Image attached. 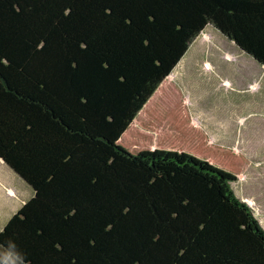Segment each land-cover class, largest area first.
Masks as SVG:
<instances>
[{
	"label": "trees",
	"instance_id": "16d2710c",
	"mask_svg": "<svg viewBox=\"0 0 264 264\" xmlns=\"http://www.w3.org/2000/svg\"><path fill=\"white\" fill-rule=\"evenodd\" d=\"M208 24L264 64V0H0V157L32 188L0 229L10 256L264 264L231 187L246 157L167 77Z\"/></svg>",
	"mask_w": 264,
	"mask_h": 264
},
{
	"label": "rangeland",
	"instance_id": "374dc122",
	"mask_svg": "<svg viewBox=\"0 0 264 264\" xmlns=\"http://www.w3.org/2000/svg\"><path fill=\"white\" fill-rule=\"evenodd\" d=\"M204 30L209 38L199 32L168 78L181 87L192 122L208 139L246 157L242 177L237 174L231 187L238 197L249 198L246 203L264 227V210L254 203L264 204V67L211 24ZM31 194L32 188L0 162V224Z\"/></svg>",
	"mask_w": 264,
	"mask_h": 264
},
{
	"label": "crops",
	"instance_id": "0c3cea01",
	"mask_svg": "<svg viewBox=\"0 0 264 264\" xmlns=\"http://www.w3.org/2000/svg\"><path fill=\"white\" fill-rule=\"evenodd\" d=\"M169 75V74H168ZM168 77V76H167ZM192 121V119H191ZM194 124V123H193ZM208 135V134H207ZM209 140V139H208ZM211 141V140H209ZM213 142V141H212ZM235 151V150H234ZM241 173V172H240ZM239 174V173H238ZM240 198V197H239ZM252 198V197H250ZM240 199L244 200L245 202H248V197H241ZM253 200V199H252ZM254 201V200H253ZM255 204H257L259 210L261 211L262 209L264 210V204L259 203L258 201H254ZM249 204V203H248ZM21 205V204H20ZM250 205V204H249ZM251 208L253 209L252 205H250ZM15 209L14 211H16ZM13 213V212H12ZM11 213V214H12ZM2 214V213H1ZM9 217V216H8ZM7 220V219H6ZM6 220H3L0 224V229L5 223ZM264 228V227H263ZM0 264H26L22 262L21 260H18L17 258H14L9 255V252H7L1 245H0Z\"/></svg>",
	"mask_w": 264,
	"mask_h": 264
},
{
	"label": "water",
	"instance_id": "95a60500",
	"mask_svg": "<svg viewBox=\"0 0 264 264\" xmlns=\"http://www.w3.org/2000/svg\"><path fill=\"white\" fill-rule=\"evenodd\" d=\"M233 41V40H232ZM264 65V64H263ZM0 159L4 162V160L0 157ZM5 163V162H4ZM6 164V163H5ZM7 165V164H6Z\"/></svg>",
	"mask_w": 264,
	"mask_h": 264
},
{
	"label": "bare ground",
	"instance_id": "6f19581e",
	"mask_svg": "<svg viewBox=\"0 0 264 264\" xmlns=\"http://www.w3.org/2000/svg\"><path fill=\"white\" fill-rule=\"evenodd\" d=\"M263 65V64H262ZM264 66V65H263Z\"/></svg>",
	"mask_w": 264,
	"mask_h": 264
}]
</instances>
